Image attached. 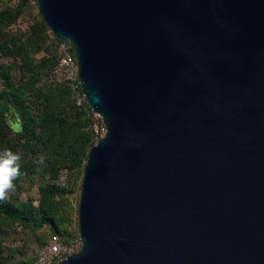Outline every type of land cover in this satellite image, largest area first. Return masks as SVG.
I'll use <instances>...</instances> for the list:
<instances>
[{"label":"water","instance_id":"obj_1","mask_svg":"<svg viewBox=\"0 0 264 264\" xmlns=\"http://www.w3.org/2000/svg\"><path fill=\"white\" fill-rule=\"evenodd\" d=\"M105 136L57 264H264V0H36Z\"/></svg>","mask_w":264,"mask_h":264},{"label":"rangeland","instance_id":"obj_2","mask_svg":"<svg viewBox=\"0 0 264 264\" xmlns=\"http://www.w3.org/2000/svg\"><path fill=\"white\" fill-rule=\"evenodd\" d=\"M0 14H4L0 16V150L11 149L22 157V175L15 182V192L6 200L15 206L29 203L33 209L43 208L52 218L51 223H39L0 214V254L3 264H34L39 247L53 233L54 226L67 241L79 236L77 206L85 160L68 168L42 142L21 133L23 118L31 121L35 132L41 124L50 133L55 129L61 136L64 133L59 132L57 122L77 120L79 112L71 96L60 97L58 107L51 101V96L62 90L49 77L56 42L39 15L36 0H0ZM8 84L21 88L20 98L6 95ZM52 115L60 118L54 121L50 119ZM85 130L82 124L78 132ZM71 132L74 137L77 135ZM92 145L89 136L86 156ZM41 156L44 165L37 162ZM59 171L66 174L63 186L54 182ZM48 184L59 188L44 195L41 189Z\"/></svg>","mask_w":264,"mask_h":264},{"label":"trees","instance_id":"obj_3","mask_svg":"<svg viewBox=\"0 0 264 264\" xmlns=\"http://www.w3.org/2000/svg\"><path fill=\"white\" fill-rule=\"evenodd\" d=\"M0 16H4V14H0ZM54 41L57 42V39L54 38ZM61 87V91H57L51 96V101L55 107H58V105L61 104L60 97H70L67 89L64 86ZM6 91V95L8 96L10 95L17 98L21 97L20 95L22 90L20 87L16 88L8 84ZM71 101L73 106L78 110L79 114L77 116V120L61 119L59 123L57 122L59 132L61 131V133H64L63 135L59 136L58 132H55V129L54 132L50 133L49 130L45 129L41 126V124L36 126L38 131L35 132L34 129H31V121L26 117L23 118L21 133H25L28 138H31L36 142H42L52 155H54L58 160L66 162L68 164V168H75L85 160V148L89 142V133L87 131V118L83 109L85 103L76 104L72 98ZM59 118L60 117L55 115L50 117V119H54V121H57ZM80 118L82 119V122H79ZM82 124L86 126V130L78 132V129L82 126ZM71 131H74L77 135L74 137L75 134H72ZM58 188L59 186L55 184H48L41 190L44 195H49L50 193L55 192ZM0 214L9 218H17L25 221L36 220L39 223H51L52 220L51 215H49L43 208L33 209L29 203H22L19 206H15L8 200L0 201ZM53 233L58 235L63 241L67 240L62 236L64 234L60 232L56 226H54ZM3 263L4 259L0 254V264Z\"/></svg>","mask_w":264,"mask_h":264},{"label":"built area","instance_id":"obj_4","mask_svg":"<svg viewBox=\"0 0 264 264\" xmlns=\"http://www.w3.org/2000/svg\"><path fill=\"white\" fill-rule=\"evenodd\" d=\"M51 81L57 86H64L76 104H84L83 109L87 118V131L92 144H96L106 134V127L101 115L87 104L81 92L77 79V62L72 43L68 39H57L55 60L49 70ZM54 182L63 186L66 174L59 171ZM81 245L80 237L63 241L52 233L39 247L34 264H57L63 258L78 252Z\"/></svg>","mask_w":264,"mask_h":264},{"label":"clouds","instance_id":"obj_5","mask_svg":"<svg viewBox=\"0 0 264 264\" xmlns=\"http://www.w3.org/2000/svg\"><path fill=\"white\" fill-rule=\"evenodd\" d=\"M21 154L11 149L0 150V201L8 199L15 192V182L21 177ZM44 165V157L37 161Z\"/></svg>","mask_w":264,"mask_h":264}]
</instances>
